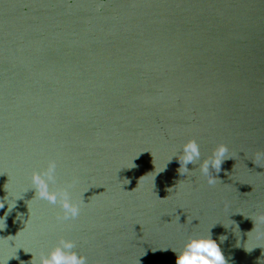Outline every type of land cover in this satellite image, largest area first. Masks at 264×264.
I'll use <instances>...</instances> for the list:
<instances>
[{
  "label": "water",
  "instance_id": "95a60500",
  "mask_svg": "<svg viewBox=\"0 0 264 264\" xmlns=\"http://www.w3.org/2000/svg\"><path fill=\"white\" fill-rule=\"evenodd\" d=\"M189 139L227 146L214 185L177 171ZM49 160L75 219L31 188ZM0 200L7 264L59 236L175 264L209 228L226 264H264V0H0Z\"/></svg>",
  "mask_w": 264,
  "mask_h": 264
},
{
  "label": "clouds",
  "instance_id": "9594fccd",
  "mask_svg": "<svg viewBox=\"0 0 264 264\" xmlns=\"http://www.w3.org/2000/svg\"><path fill=\"white\" fill-rule=\"evenodd\" d=\"M227 151L226 145L219 144L212 150L210 156L200 159L199 145L195 140L189 139L181 145L179 153L173 157H176L179 163L177 171L181 175L188 176L198 169L206 183L214 185L220 179L213 175V172L218 173L223 160L229 158L226 156ZM189 163L198 164V167L190 170L186 166ZM56 167V161L49 160L44 167L31 172L30 183L38 200L47 201L50 205H58L60 210L55 213V219L57 222H63L75 219L81 209L80 204L72 198L69 191L72 182L59 186L56 184ZM5 203L7 202L0 200V208L4 207ZM209 230L210 228L207 234H189L179 250L171 249L176 256L175 264H226L217 240L212 238ZM224 239V236L219 237L220 241ZM76 248L75 240L59 236L46 253L45 251H39L35 255L32 252L28 253L31 254V264H88L87 257Z\"/></svg>",
  "mask_w": 264,
  "mask_h": 264
}]
</instances>
